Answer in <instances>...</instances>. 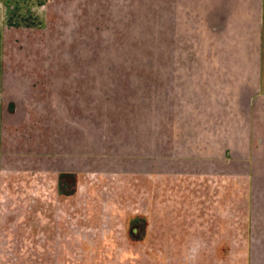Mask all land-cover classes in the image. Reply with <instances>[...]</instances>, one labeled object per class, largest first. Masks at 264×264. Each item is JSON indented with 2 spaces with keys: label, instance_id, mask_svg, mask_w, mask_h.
Here are the masks:
<instances>
[{
  "label": "rangeland",
  "instance_id": "374dc122",
  "mask_svg": "<svg viewBox=\"0 0 264 264\" xmlns=\"http://www.w3.org/2000/svg\"><path fill=\"white\" fill-rule=\"evenodd\" d=\"M260 4L0 0V264H264Z\"/></svg>",
  "mask_w": 264,
  "mask_h": 264
},
{
  "label": "flooded vegetation",
  "instance_id": "af4514ba",
  "mask_svg": "<svg viewBox=\"0 0 264 264\" xmlns=\"http://www.w3.org/2000/svg\"><path fill=\"white\" fill-rule=\"evenodd\" d=\"M260 26H259V40H258V58H259V64H260V73H259V80H260V91L264 93V0H260ZM15 18V14L8 13L7 15V21L10 22ZM16 92L12 90L6 89L4 91V95L0 98V118L4 122H7L9 120V117L11 115L16 114L21 109L19 107L22 106L21 99L17 97L15 94ZM65 173L66 177L61 178V174ZM72 178L74 179V174L70 171H61V173H57L56 175V186L60 187L62 182L69 183V181L72 182ZM76 183V182H74ZM72 190V187H69ZM69 190L66 192H63L61 188H59L60 192L63 193V195H68Z\"/></svg>",
  "mask_w": 264,
  "mask_h": 264
},
{
  "label": "crops",
  "instance_id": "0c3cea01",
  "mask_svg": "<svg viewBox=\"0 0 264 264\" xmlns=\"http://www.w3.org/2000/svg\"><path fill=\"white\" fill-rule=\"evenodd\" d=\"M222 245L217 246V248L215 249V255L217 258H223L227 255L228 252L227 244L224 247H222Z\"/></svg>",
  "mask_w": 264,
  "mask_h": 264
},
{
  "label": "trees",
  "instance_id": "16d2710c",
  "mask_svg": "<svg viewBox=\"0 0 264 264\" xmlns=\"http://www.w3.org/2000/svg\"><path fill=\"white\" fill-rule=\"evenodd\" d=\"M64 177H66V174L65 173H62L61 174V178H64ZM72 185H73V187H74V182L72 181H69V183H64V182H62V184L60 185V188L63 190V192H66L67 190H69L70 188L69 187H72Z\"/></svg>",
  "mask_w": 264,
  "mask_h": 264
}]
</instances>
